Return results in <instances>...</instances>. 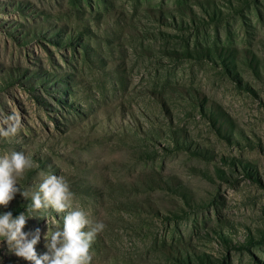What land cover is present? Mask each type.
I'll return each mask as SVG.
<instances>
[{
	"label": "rangeland",
	"instance_id": "obj_1",
	"mask_svg": "<svg viewBox=\"0 0 264 264\" xmlns=\"http://www.w3.org/2000/svg\"><path fill=\"white\" fill-rule=\"evenodd\" d=\"M13 113L0 156L105 224L91 264H264V0H0ZM25 215L43 254L64 213ZM0 264L29 262L0 241Z\"/></svg>",
	"mask_w": 264,
	"mask_h": 264
},
{
	"label": "clouds",
	"instance_id": "obj_2",
	"mask_svg": "<svg viewBox=\"0 0 264 264\" xmlns=\"http://www.w3.org/2000/svg\"><path fill=\"white\" fill-rule=\"evenodd\" d=\"M19 115L0 114V137L17 136L21 128ZM33 167L32 159L24 151H11L0 156V206L7 208L19 194L29 200L25 211L52 209L64 213L63 226L49 235L44 234L43 254H38L36 245L41 240L39 230L28 233V216L25 211L13 216L11 211L0 213V241H4L10 252L28 261L29 264H91V246L105 224L94 221L89 213L74 206V194L63 176L41 174L36 191L29 193L18 185V178ZM31 237V238H29Z\"/></svg>",
	"mask_w": 264,
	"mask_h": 264
}]
</instances>
